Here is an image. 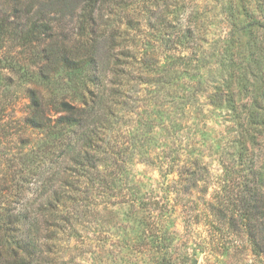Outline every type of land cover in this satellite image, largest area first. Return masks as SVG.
Returning <instances> with one entry per match:
<instances>
[{"label": "rangeland", "instance_id": "rangeland-1", "mask_svg": "<svg viewBox=\"0 0 264 264\" xmlns=\"http://www.w3.org/2000/svg\"><path fill=\"white\" fill-rule=\"evenodd\" d=\"M232 1H106L110 6L101 11L103 19L113 22L108 31L117 28L119 36L113 40L95 37L105 79L93 113L99 114L101 105L110 113L101 136L105 146L114 147L109 160L113 166L105 173L106 183L93 187L87 182V199L67 226L55 264H163L165 259L169 264H264V237L259 244L251 242L239 210L218 208L225 189H233L236 183L242 145L240 108L235 111L228 102L216 101V91L238 90L227 46L241 42L246 50L252 43L246 44L252 41L248 35L239 39L230 34L235 15L230 10ZM24 2L22 13L30 0ZM158 3L170 7L163 24L152 16L158 12ZM34 4L35 9L41 6L39 1ZM15 12L6 0H0V17L9 16L4 22L24 24ZM64 14L62 21L53 23L57 38L68 45L85 39L91 42L78 16ZM49 16L62 15L50 12ZM178 21L194 26L198 35L197 43L187 48L193 54L184 68L175 65L174 48L166 44ZM41 46H22L20 39L0 35V106L6 108L5 129L0 133V153L6 154L0 155L1 166L18 161L21 150H31L20 141L30 138L39 155L46 145H55L56 136L46 129L19 130L32 112L29 85L79 105L90 90L97 91L96 80L84 72L61 70L45 82L35 66L34 75L29 76L25 67L37 59L35 50ZM125 48L137 57L131 59L132 67H125V86L113 88L109 61ZM226 165L231 168L226 170ZM33 195L34 188L26 199Z\"/></svg>", "mask_w": 264, "mask_h": 264}, {"label": "trees", "instance_id": "trees-1", "mask_svg": "<svg viewBox=\"0 0 264 264\" xmlns=\"http://www.w3.org/2000/svg\"><path fill=\"white\" fill-rule=\"evenodd\" d=\"M24 1L6 0L24 24L8 25L4 21L9 16L0 17V35L20 39L22 46L42 44L35 50L37 59L25 67L27 74L32 76L38 72L42 80L49 82L61 70L84 72L91 80H96L97 85V91L90 90L89 97L80 105L66 96H50L39 85H29L27 91L32 112L24 120L27 125L19 130L25 132L28 127L46 129L48 134L56 136L53 139L55 145H46L43 154L39 155L32 149L30 138L20 141L31 150H21L19 160L8 166L0 165V264H55L60 258L59 245L67 234V226L79 216L76 209L84 206L87 199L88 184L95 187L96 183H106L105 173L113 166L109 160L113 159L114 147L110 143L105 146V138L101 136L110 113L102 105L99 114L93 113L105 79L100 74L99 41L95 37L99 34L106 40H113L119 34L114 27L109 33L113 22L108 17L103 19L105 14L101 11L110 6L107 0H30L22 13ZM36 1L41 4L38 9H35ZM169 8L168 4L158 3V12L153 11V18H159L163 24ZM230 10L235 12L230 34L238 35L239 39L248 35L252 41L248 40L246 44L252 43L246 50L241 42L237 47L227 46L226 53L238 90L224 92L217 88L216 91V101L228 102L235 111L240 108L237 117L242 145L236 183L233 189H225L226 194L218 208L238 209L251 242L259 244L264 237V0H233ZM66 11L78 16L80 27L84 34L91 35V42L85 39L68 45L57 38L53 26L64 19ZM50 12L62 16H49ZM171 28L166 40V44L174 48L171 59L178 68L188 67L193 53L187 52V48L197 43V31L192 25L183 26L180 21ZM136 57L129 48L111 55L109 71L112 78L109 82L113 88L125 86L124 79L128 74L125 67H132L131 59ZM252 64L257 71L250 70ZM35 66L38 70L34 72ZM5 110V106H0V133L5 129ZM106 158L108 161H104ZM103 162L108 163L107 167ZM229 167L226 165V170ZM33 188L34 195L27 200L26 196ZM163 264L169 263L165 259Z\"/></svg>", "mask_w": 264, "mask_h": 264}]
</instances>
